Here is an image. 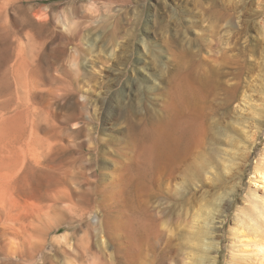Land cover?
Segmentation results:
<instances>
[{"label":"rangeland","instance_id":"374dc122","mask_svg":"<svg viewBox=\"0 0 264 264\" xmlns=\"http://www.w3.org/2000/svg\"><path fill=\"white\" fill-rule=\"evenodd\" d=\"M187 81L203 140L141 189L153 113ZM262 171L264 0H0V197L25 179L65 216L43 254L0 264H257ZM132 215L148 225L138 245Z\"/></svg>","mask_w":264,"mask_h":264},{"label":"bare ground","instance_id":"6f19581e","mask_svg":"<svg viewBox=\"0 0 264 264\" xmlns=\"http://www.w3.org/2000/svg\"><path fill=\"white\" fill-rule=\"evenodd\" d=\"M38 88L39 87L36 83L29 82L26 91L27 98L31 100L39 99L42 95L41 93L38 92ZM200 93L201 90L199 86L191 85L187 81L186 83H183L179 86L178 91L176 93L177 96L176 100L173 101L172 106L167 107V110L165 108L167 112H165L161 117L158 116V113L155 112L153 113L155 119L154 121L152 120V126L149 133L150 142H151L150 156L147 162H145V164L140 166L139 169L137 168L138 169L137 177H135V182L136 184L137 182L141 184L140 187L141 189L142 187L147 188L148 186L150 188V185L152 184L153 181L152 174L155 168L159 167L160 169L162 165L167 166V163L168 161H170L169 159L171 158L180 159L182 157L184 158L186 156L188 157L190 151H194L193 150L194 148L198 149L197 146L203 140L202 136L204 135L202 124L198 122L199 121L198 114L196 112ZM144 152L146 153L145 150ZM137 155L141 157L142 151H140V153ZM145 155H147V153ZM261 174L264 176V171H262ZM47 179L48 182L54 184L58 181V179L55 176H51ZM23 181L25 185L26 182L25 179ZM18 185L19 186H17L16 183L17 190L14 187L15 185L13 186L15 188L14 189L15 192L12 193L10 199L0 197V208L2 209L4 219L13 218L18 222L19 226H21L22 228L21 232L16 231V227H14L15 230L13 229L15 232H12L11 230H10L11 232L8 231L9 228L8 230L6 228H0V250L4 253L6 258L8 259L9 258L12 259V257L15 256L24 259V256L28 254L31 255L32 252H36V255L43 254L44 249L46 247L44 240L49 236L50 231L53 228L52 224L61 225V223H64L63 218H65V216L63 215L64 213H58L59 212L57 211L58 209L53 213L51 212V213L43 214L42 211H44L43 210L44 205L43 204L41 205L40 202H42V200H39L40 198L36 196L34 190L31 191L30 188L25 189V187H23L24 185L22 184L21 185L18 184ZM39 187L37 186V188ZM177 193L182 194L181 191L180 192L178 191ZM159 204L162 205V201H159ZM163 209L167 210V207L163 206ZM168 210L169 211L173 210L171 205L168 207ZM157 219L158 217L152 216L153 224L155 223L158 225ZM1 221L2 220L0 219V223ZM50 222H52V224ZM125 223L128 224L133 229V240L138 245L141 237H143V233L141 232L142 231L147 232L148 230V225H145L146 224L145 219L143 220L139 218L137 215H132L130 219L124 222V225ZM86 235L83 234L79 239V241L82 242L83 244H87ZM70 237L71 236L69 234L62 235L63 239H69ZM18 240L21 241V243H19ZM252 241L254 242L258 252L262 253V256L257 261V264H264V236L257 237V239L255 240L253 239ZM164 252L165 254L162 257L167 255L166 253L167 251L165 250ZM70 255L73 254L70 253ZM163 260H166V258H163ZM88 261L89 263L85 258H83L82 264L96 263L95 260H88ZM65 263L75 264V257L74 258H72L71 256L67 257Z\"/></svg>","mask_w":264,"mask_h":264},{"label":"water","instance_id":"95a60500","mask_svg":"<svg viewBox=\"0 0 264 264\" xmlns=\"http://www.w3.org/2000/svg\"><path fill=\"white\" fill-rule=\"evenodd\" d=\"M1 213H2V209L0 208V219L3 220L4 219L3 213L2 214Z\"/></svg>","mask_w":264,"mask_h":264}]
</instances>
